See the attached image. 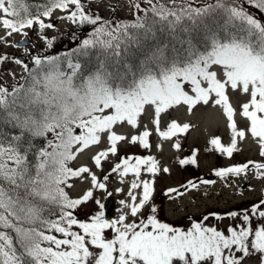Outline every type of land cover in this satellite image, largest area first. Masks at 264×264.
Here are the masks:
<instances>
[{
    "label": "snow or ice",
    "instance_id": "snow-or-ice-1",
    "mask_svg": "<svg viewBox=\"0 0 264 264\" xmlns=\"http://www.w3.org/2000/svg\"><path fill=\"white\" fill-rule=\"evenodd\" d=\"M247 2L264 10V0ZM147 4L140 9L137 0L135 7L144 14L113 25L86 12L82 0H49L42 11H32L27 0H0L4 16L0 23L9 36L27 35L24 29L36 24L41 30L53 28L42 17H51L56 9L68 11L66 18L73 23L100 22L75 50L80 56H95L90 67L73 60L72 53L63 61L58 56H36L34 68L24 65L27 86L19 84L11 91L0 86V122L18 129L0 134V264H242L254 253L264 264V199L244 210L241 223L224 230L203 222L184 229L162 223L155 215L129 221L151 198L152 182L139 177L143 165L150 173L159 170L152 156L123 158L112 168L121 178L134 174L130 202H120L127 213L107 219L104 205L96 199L101 210L89 220L74 215L79 205L93 198L94 189H106V184L89 167L73 168L69 163L106 134L109 146L92 157L100 166L102 158L116 154L118 142L127 139L115 127H139L146 106L153 108L156 131L165 139L189 128L173 120L161 131L160 116L168 109L184 104L191 111L210 102L222 107L232 141L225 146L214 137L210 143L231 156L237 138L246 136L237 129L228 95L229 89L239 90L250 96L241 106L242 115L264 156V21L248 12L241 0H147ZM45 39L50 47L52 40ZM49 133L52 139L43 146L33 143ZM150 135L145 127L131 142L148 148ZM174 147L179 149L178 141ZM250 164L264 177V163L253 161L220 169L216 175H240ZM86 173L92 187L72 198L65 190L72 187L69 180ZM136 189H142L138 202ZM228 215L235 219L241 213ZM109 230L111 236L106 235Z\"/></svg>",
    "mask_w": 264,
    "mask_h": 264
},
{
    "label": "rangeland",
    "instance_id": "rangeland-1",
    "mask_svg": "<svg viewBox=\"0 0 264 264\" xmlns=\"http://www.w3.org/2000/svg\"><path fill=\"white\" fill-rule=\"evenodd\" d=\"M90 3L105 13H111L116 9L124 15L129 14L133 7L132 0H90ZM65 15V10L56 9L51 17L44 18L46 23L54 25L53 28L41 30L38 24L27 28L32 34V41L29 45L23 47L16 45V41L24 35L23 32H15L9 36L7 35L8 30L0 23V45L5 51L27 53L34 48V45H44L46 35L71 26L72 21L67 19ZM62 16L65 17L62 18ZM3 18V13H0V20ZM22 68L23 66L14 59H6L0 69L3 81L9 83L10 80L18 78L22 73ZM215 70L219 71V69ZM228 95L230 103L235 109L234 119L237 129L246 132L245 138H237V148L231 156L220 152L210 143L214 137H219L221 143L225 146H229L232 141V132L226 114L222 107L210 102L208 105L198 104L191 111L187 105L181 104L162 113L160 116L161 131L166 130L168 124L173 120L181 125L189 124V128L185 132H177L170 139L159 136L153 122L154 110L151 106H146L144 113L139 117V127H132L127 124L115 127L118 134L127 137L126 140L118 142L116 154L110 153L107 159L102 158L100 166L95 165L92 157L109 146L105 134L98 145H92L78 154L76 163L80 166L89 167L98 180L104 182L102 179L103 172L111 164L113 165L122 153L132 156L138 154L154 157L158 162L159 170L157 172H147V165L141 167L139 179L152 182L153 191L149 202L141 209L139 216L148 210L152 199L158 196L160 191L175 187H178V190L172 196L170 195L171 197L165 203L166 217L170 220L179 219L190 212L199 213L209 207L224 208L250 199H256L264 191V177L258 174L253 165L250 164L249 170L240 175L228 174L223 177L216 175V172L223 168L242 165L249 161L264 162V156L260 154L261 149L257 139L253 138L248 132L250 122L242 115L241 106L249 101L250 96L239 90L233 91L231 89L228 90ZM145 127L151 132L148 138L150 144L148 148H144L139 142H131V137L138 135ZM177 141L180 144L179 149L174 147ZM193 159L201 171L198 175L193 172L196 170L192 169L194 167L192 166ZM181 160H188L189 162L181 164ZM134 178L132 173L123 178L120 174H117L106 184V189H94L93 198L85 202L82 208L84 214H94L101 210L95 203L96 199H99L105 207L106 197L109 193H111L117 204L114 219H118L121 214L127 213L128 208L120 202H130L128 193ZM190 181L195 187L190 186ZM203 181H213V183L206 184ZM91 187V175L86 173L76 180L74 189L77 194L82 196ZM118 189L122 190L118 191ZM141 192L142 189L134 190V194L137 195V202ZM128 219L131 221L135 218L129 216ZM218 224L226 225L227 220L218 221ZM246 263L261 264V261L255 257L248 259Z\"/></svg>",
    "mask_w": 264,
    "mask_h": 264
},
{
    "label": "trees",
    "instance_id": "trees-1",
    "mask_svg": "<svg viewBox=\"0 0 264 264\" xmlns=\"http://www.w3.org/2000/svg\"><path fill=\"white\" fill-rule=\"evenodd\" d=\"M133 1V12L130 16H125L124 14L119 13L116 9L113 10L111 13H105L103 12L100 8H95L93 5H91L90 0H82V3L85 6V11L92 14L93 16L99 15L102 18V21H110L113 25H116L117 23L121 21H133L136 18V15H143L144 13L137 9L135 7V4L137 3V0H132ZM49 0H27V3L31 6V10L35 11L37 9L43 10V5L48 3ZM140 4V9H144L148 7L147 0H138ZM243 6L246 8L248 12H250L252 15L260 18L262 21H264V10L258 9L255 7L254 4L248 3L247 0H241ZM70 10H74L73 8H70ZM66 14L68 15V11H65ZM11 18V17H9ZM43 19L46 17H42ZM99 23L97 25H91V24H78V23H73L72 26L66 29H60L55 31L52 34L46 35L47 38L52 40V44L49 47L48 46V41L46 40L44 45L38 46L36 45L31 51L30 54L32 55V60L28 61L26 64L28 66V69H32L35 67L34 64V57L36 56H41V57H47V56H58L61 58V61L64 60L65 56L67 54L72 53V59L76 60L77 58L79 59V62L82 65H87L91 66V64L95 63V56L90 55L88 57L80 56L78 52H75V50L79 49L83 40L89 38L95 27L99 26ZM96 51V50H93ZM0 69L1 65L5 59V55H0ZM62 67H65L66 65L62 64ZM28 73L26 72L24 68V73L23 76L13 82L10 83H5L1 77L0 73V86L6 87L11 91L13 86L19 85V84H25L27 86V77ZM79 131V130H78ZM13 133H18V129H14L10 124L0 122V134L3 135H10ZM47 139H52V134L49 133L47 137H36L33 139V143L36 144L37 146H43L46 142ZM143 157L144 155H138L136 154L135 156H132L130 154L128 155H122V158H127V157ZM121 161V160H120ZM70 167L77 168L73 165V161L69 163ZM194 166L192 169H195L196 171H193L196 173V175L200 174L201 171L198 169V164L193 163ZM112 171V170H111ZM73 179V178H72ZM72 179L69 180V183L71 184ZM169 189H175L176 191L178 190V187L175 188H169ZM169 189H165L159 192L158 196H156L152 203L150 204L149 209L147 210L146 213L143 215L137 217L136 219H141L146 217L147 215H155L158 220H160L162 223H168L172 226L175 227H181L184 229H187L188 227L191 226L192 223L194 222H203L207 226H215L220 230H224L229 226L236 225L242 222V214L244 210H250L254 204L259 203L262 199H264V193L257 199H250L245 202H241L239 204H234L228 207H209L206 210L199 212V213H188L186 215H183L181 218L176 219V220H170L167 219V217L164 214V209H163V202L166 198H168L170 195L172 196L176 191L169 192ZM68 192V188L65 189ZM69 193V192H68ZM70 195V194H69ZM72 197V196H71ZM75 198V197H72ZM154 210V211H153ZM230 212H237L241 213V215L237 218H232L228 215ZM95 214V213H94ZM94 214H84L82 211V204L79 205L75 210H74V215L80 219V220H89L90 217ZM208 217L207 220H204V217ZM256 219L254 218L253 220V227H256ZM227 220L226 225L218 224V221H223ZM56 235H60L58 233H55ZM107 235L111 236V230H109ZM251 257H257L261 259L260 254H251L247 258L244 259L242 264H247V259Z\"/></svg>",
    "mask_w": 264,
    "mask_h": 264
},
{
    "label": "water",
    "instance_id": "water-1",
    "mask_svg": "<svg viewBox=\"0 0 264 264\" xmlns=\"http://www.w3.org/2000/svg\"><path fill=\"white\" fill-rule=\"evenodd\" d=\"M114 209V202L111 199H108L107 208H106V217L111 218L112 211Z\"/></svg>",
    "mask_w": 264,
    "mask_h": 264
},
{
    "label": "flooded vegetation",
    "instance_id": "flooded-vegetation-1",
    "mask_svg": "<svg viewBox=\"0 0 264 264\" xmlns=\"http://www.w3.org/2000/svg\"><path fill=\"white\" fill-rule=\"evenodd\" d=\"M27 56V55H26Z\"/></svg>",
    "mask_w": 264,
    "mask_h": 264
}]
</instances>
